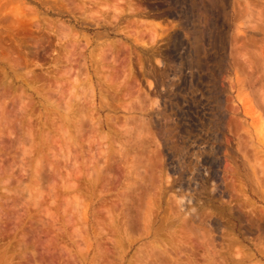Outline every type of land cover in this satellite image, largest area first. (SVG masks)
Segmentation results:
<instances>
[{"label": "rangeland", "instance_id": "obj_1", "mask_svg": "<svg viewBox=\"0 0 264 264\" xmlns=\"http://www.w3.org/2000/svg\"><path fill=\"white\" fill-rule=\"evenodd\" d=\"M263 125L264 0H0V264H264Z\"/></svg>", "mask_w": 264, "mask_h": 264}, {"label": "bare ground", "instance_id": "obj_2", "mask_svg": "<svg viewBox=\"0 0 264 264\" xmlns=\"http://www.w3.org/2000/svg\"><path fill=\"white\" fill-rule=\"evenodd\" d=\"M81 1V0H80ZM81 5H83V4H81ZM93 6V5H92ZM83 8H84V6H82ZM82 8V9H83ZM32 10H33V8H32ZM67 10V9H66ZM85 10V9H84ZM6 16V15H5ZM15 18V17H14ZM18 20V19H17ZM16 21V20H15ZM20 21V20H19ZM24 21V20H23ZM13 22V21H12ZM15 23V22H14ZM17 23V22H16ZM15 23V24H16ZM24 23V22H23ZM86 23V22H85ZM95 23V22H94ZM6 24H7V22H6ZM4 25V24H3ZM25 25V24H24ZM34 25V24H33ZM5 26V25H4ZM8 26V25H7ZM115 26V25H114ZM10 27V26H9ZM33 27V26H32ZM175 27V26H174ZM11 28V27H10ZM39 28V27H38ZM8 29V28H7ZM13 29V28H12ZM41 30V29H40ZM14 31V30H13ZM16 31V30H15ZM21 31V30H20ZM4 32V31H3ZM6 32V31H5ZM21 33L22 32H20L19 34L21 35ZM98 34H99V37H103L104 35H103V33L101 32V33H99V32H97ZM4 34V33H3ZM2 34V35H3ZM14 34V33H13ZM18 34V35H19ZM102 34V35H101ZM101 35V36H100ZM10 36V35H9ZM9 36L8 35H6V38L8 37V39H9ZM14 36V35H13ZM174 36V35H173ZM14 37H16V36H14ZM3 38V37H2ZM5 38V37H4ZM98 38V37H97ZM2 40V39H1ZM3 41L4 40H2V43H3ZM89 41V40H88ZM9 42V41H8ZM90 43V42H89ZM4 45V44H3ZM7 46V45H6ZM10 48H12V47H10ZM206 49V48H205ZM4 51V50H3ZM2 55V54H1ZM79 81V80H78ZM69 103V102H68ZM102 104V103H101ZM93 106V105H92ZM68 107H69V104H68ZM250 114V113H249ZM256 120V119H255ZM66 127V126H65ZM262 127V126H261ZM261 129V128H260ZM262 131H263V135H264V125H263V128H262ZM104 136V135H103ZM103 139V138H102ZM264 141V140H263ZM221 145V144H220ZM232 145V144H231ZM231 147V146H230ZM230 147L228 146V147H226L227 149H228V156H230V152H232L231 151V149H230ZM218 149H219V146H218ZM109 152V151H108ZM233 152H235L234 151V149H233ZM264 152V151H263ZM104 153H106V152H104ZM103 153V154H104ZM102 154V155H103ZM227 154V153H226ZM227 158V157H226ZM217 160V158H215V161ZM96 168V167H95ZM100 170V169H99ZM246 170V169H245ZM172 171L174 172V169H172ZM182 171V170H181ZM209 171V170H208ZM218 172L219 171H217V170H215V169H213V170H211V174L210 175H212L213 177H212V179H214V183H213V187H212V191H213V193H216V194H218L219 196H220V198L221 199H224L223 197V194H222V191L220 190V187H224V185H225V176H223V180H222V182H218V180H217V176L219 175L218 174ZM229 178V177H228ZM176 179V178H175ZM173 180L172 182V185H170L171 187H170V190L172 189L173 190V188H175L177 185H178V181L177 180ZM172 180V179H171ZM197 186V185H196ZM167 189V188H166ZM255 190V189H254ZM260 190V189H259ZM207 191V190H206ZM226 191V190H225ZM187 193V192H186ZM230 193V192H229ZM204 194V193H203ZM263 194V193H262ZM178 195H180L179 197H181L180 199H179V202H180V206L183 208V212H188L189 210H191V212L194 210V209H196V206L194 207L193 206V204H192V201H191V196H189V195H187V194H185V193H182L181 192V190L179 191V189H178ZM257 195V194H256ZM33 196V195H32ZM193 196V195H192ZM36 197H37V195H36ZM225 201H223V203L224 204H226V209L229 211V212H227V214H228V216H235V217H238L239 215H241L242 213H241V210L239 209V207L236 205V204H234V203H232L231 202V200H229V199H227V201H226V199H224ZM235 201V200H234ZM194 202V201H193ZM210 202V201H209ZM242 203V202H241ZM242 205V204H241ZM240 208H241V206H240ZM201 209V208H200ZM199 210V209H198ZM223 211V210H222ZM205 213V212H204ZM224 214V213H223ZM260 215V214H259ZM247 216V215H246ZM171 217V216H170ZM173 217V216H172ZM165 219V218H164ZM260 219H262V218H260ZM249 220H251V221H258L257 219H255V218H249ZM166 221V220H165ZM224 221V220H223ZM241 221V220H240ZM243 222V221H242ZM241 222V223H242ZM169 223V222H168ZM170 224V223H169ZM252 224V223H251ZM259 224V223H258ZM163 226H164V224H163ZM243 226V225H242ZM249 226V225H248ZM261 226V225H260ZM259 228V227H258ZM149 229V228H148ZM239 229H241V228H239ZM243 229V228H242ZM264 229V228H263ZM243 231H245L244 229H243ZM250 231V230H249ZM246 232V231H245ZM252 233V232H251ZM247 234V233H246ZM249 234V233H248ZM244 236V235H243ZM259 236V235H258ZM250 237V236H249ZM262 237H264V236H262ZM254 239V238H253ZM260 239H261V237H260ZM251 240V239H250ZM255 240H257V238L255 239ZM254 241V240H253ZM260 241V240H259ZM262 242V241H261ZM255 243V242H254ZM260 243V242H259ZM260 250V249H259ZM264 250V249H263ZM261 253H264V251H260ZM145 258V257H144Z\"/></svg>", "mask_w": 264, "mask_h": 264}]
</instances>
